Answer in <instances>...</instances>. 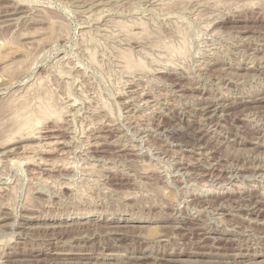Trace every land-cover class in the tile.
<instances>
[{
  "label": "rangeland",
  "instance_id": "rangeland-1",
  "mask_svg": "<svg viewBox=\"0 0 264 264\" xmlns=\"http://www.w3.org/2000/svg\"><path fill=\"white\" fill-rule=\"evenodd\" d=\"M1 10L0 264H264V0Z\"/></svg>",
  "mask_w": 264,
  "mask_h": 264
},
{
  "label": "bare ground",
  "instance_id": "bare-ground-1",
  "mask_svg": "<svg viewBox=\"0 0 264 264\" xmlns=\"http://www.w3.org/2000/svg\"><path fill=\"white\" fill-rule=\"evenodd\" d=\"M17 12H18V11H17ZM9 14H11V13H9L8 11H5V10H1V11H0V17H3V16H6V17H7V16H9ZM8 18H9V17H8ZM10 18H11V17H10ZM9 20L11 21V19H7V21H9ZM2 21H3V20H2ZM4 23H6V22H4ZM138 23H139V22H138ZM2 24H3V23H2ZM120 24H121V23H120ZM120 24H119V25H120ZM123 24H124V23H123ZM141 24H142V23H141ZM0 25H1V24H0ZM121 25H122V24H121ZM125 25H126V24H125ZM122 26H123V25H122ZM127 26H128V25H127ZM140 27H141V25H140ZM121 28H122V27H121ZM107 29H108V28H107ZM118 29H119V28H118ZM142 29H143V28H142ZM104 30H105V29H104ZM120 31H121V29H120ZM124 31H126V30L124 29ZM133 34H134V33H133ZM135 34H136V33H135ZM137 34H138V33H137ZM113 36H114V35H113ZM125 36H126V34H125ZM130 36H131V35H130ZM130 36L127 35V37H129V38H130ZM184 44H185V43H184ZM83 47H84V46H83ZM126 48H127V47H126ZM175 48H176V47H175ZM183 48H184V47H183ZM87 49H88V48H87ZM127 50H128V52L130 51L129 48H128ZM177 50H178V49H177ZM179 50H180V49H179ZM179 50H178V51H179ZM184 50H185V48H184ZM184 50H183V51L181 50L180 52L182 53V52H184ZM117 51H118V50H117ZM119 51H120V50H119ZM121 51H123V50H121ZM121 51H120V53H121ZM175 51H176V50H175ZM185 51H186V50H185ZM126 52H127V51H126ZM126 52H125V53H126ZM180 52H179V53H180ZM118 53H119V52H118ZM125 53H124V55H125ZM129 53H130V52H129ZM176 53H178V52H176ZM90 54H91V53H90ZM130 54H131V53H130ZM117 55H118V54H117ZM145 55H146V54H145ZM177 55H178V54H177ZM90 56H91V55H90ZM118 56H119V55H118ZM121 56H123V54H121ZM125 57H127L125 60H127V62H128L129 64H130V63L133 64V62H135V61H130V60H132L131 58H133L132 55L129 57V55L127 54V56L125 55ZM136 57H137V56H136ZM136 57H135V58H136ZM171 57H172V56H171ZM180 57H181V56H180ZM90 58H91V57H90ZM92 58H94V56H93ZM119 58H121V57H119ZM181 58H182V57H181ZM138 59H139V58H138ZM220 60H221V59H220ZM93 61H94V60H93ZM120 61H122V60H120ZM139 61H142V60H139ZM168 61H169V60H168ZM173 61H174V60H173ZM203 61H204V60H203ZM201 62H202V61H201ZM128 63H126L127 65L124 63V64H125L124 66H128V65H129ZM138 63H139V62H137L136 64H138ZM140 63H142V62H140ZM140 63H139V64H140ZM174 63H175V62H174ZM202 63H203V62H202ZM131 64H130V65H131ZM136 64H135V65H136ZM169 64H170V63H169ZM121 65H122V64H121ZM133 65H134V64H133ZM133 65H132V66H133ZM135 65H134V66H135ZM143 65H144V63H143ZM79 66H80V65H79ZM132 66H131V67H132ZM136 66H137V65H136ZM170 66H171V65H170ZM175 66H176V65H175ZM128 67H129V66H128ZM131 67H129V68H131ZM143 67H144V66H143ZM218 67H219V66H218ZM122 68H124V67H122ZM126 68H127V67H126ZM126 68H125V69H126ZM129 68H127V70H128ZM132 68H134V67H132ZM173 68H174V66H173ZM133 70H134V69H133ZM133 70H132V71H133ZM174 70H175V69H174ZM178 73H179V72H178ZM204 73H205V72H204ZM202 74H203V73H202ZM235 74H236V73H235ZM208 77H209V76H208ZM38 83H39V82H38ZM222 84H223V83H222ZM135 85H136V84H135ZM178 86H179V85H178ZM25 88H26V87H25ZM38 88H39V87H38ZM41 88H42V87H40V89H41ZM26 89H28V88H26ZM36 89H37V88H36ZM36 89H35V90H36ZM44 89H45V88H43V90H44ZM28 90H29V89H28ZM28 90H27V91H28ZM35 90H34V91H35ZM38 90H39V89H38ZM36 91H37V90H36ZM45 91H46V89H45ZM24 92H25V91H24ZM47 92H48V91H47ZM49 92H50V91H49ZM49 92H48V93H49ZM21 93H22V92H21ZM38 93H39V92H38ZM43 93H44V92H43ZM48 93H47V94H48ZM39 94H40V93H39ZM39 94H38V95H39ZM41 94H42V93H41ZM41 94H40V95H41ZM47 94H46V95H47ZM49 94H51V93H49ZM49 94H48V95H49ZM134 94H135V93H134ZM232 94H233V93H232ZM22 95H23V94H22ZM25 95H26V94H25ZM48 95H47V97H46V96H45V97L48 98ZM140 95H141V94H140ZM34 96H37V94H35ZM42 96H43V95H42ZM42 96H41V97H42ZM50 96H51V95H49V98L52 97V96H51V97H50ZM211 96H212V95H211ZM239 96H240V95H239ZM39 97H40V96H39ZM41 97H40V98H41ZM129 97H130V96H129ZM22 98H23V97L21 96V100H22ZM42 98H44V97H42ZM42 98H41V101L44 100V99L42 100ZM49 98H48V100H50ZM140 98H141V97H140ZM27 99H28V98H27ZM35 99H36V100H39V99H37L36 97H35ZM136 99H137V98H136ZM17 100H18V98H17ZM23 100H24V99H23ZM23 100H22V101H23ZM124 100H125V99H124ZM18 101H19V100H18ZM18 101H17V102H18ZM26 101H27V100H26ZM31 101H32V100H31ZM45 101H46V100H45ZM149 101H150V100H149ZM20 102H21V101H20ZM38 102H40V100H39ZM47 102L49 103V101H47ZM150 102H151V101H150ZM254 102H255V101H254ZM25 103H26V102H25ZM28 103H30V102H28ZM40 103H41V102H40ZM43 103H44V102H43ZM53 103L55 104L56 102H53ZM53 103H52V104H53ZM147 103H148V102H147ZM35 104H36V102H35ZM41 104H42V103H41ZM44 104L46 105L47 103H44ZM54 104H53V105H54ZM72 104H73V103H72ZM42 105H43V104H42ZM45 105L42 106V108H41L40 106H39V107H40L41 109L44 110ZM24 106H25V105H23V106L21 107V109H22L23 112L25 111V110H23V109H27V106H26V108H24ZM28 106H29V104H28ZM49 106L51 107V104H50ZM56 106H57V105H56ZM65 106H66V105H65ZM19 107H20V106H19ZM35 107H37V105H36ZM47 107H48V106H47ZM161 107H162V106H161ZM214 107H215V106H214ZM17 108H18V107H17ZM17 108H16V109H17ZM37 108H38V107H37ZM37 108H36V109H37ZM51 108H52V107H51ZM51 108H50V111H51ZM54 108H55V107H54ZM61 108H62V107H60V110H61ZM206 108H207V107H206ZM16 109H14L13 111H15ZM19 109H20V108H19ZM19 109H18V110H19ZM21 109L19 110V112L21 111ZM33 109H34V108H33ZM38 109H39V108H38ZM55 109L57 110V108H55ZM63 109H64V108H62V110H63ZM215 109H216V108H215ZM27 110H28V109H27ZM27 110H26V111H27ZM39 110H40V109H39ZM47 110H48V109H47ZM154 110H155V109H154ZM160 110H161V109H160ZM224 110H225V109H224ZM22 111H21V112H22ZM29 111H30V110H29ZM29 111H28V112H29ZM36 111H37V110H36ZM44 111H45V110H44ZM44 111L41 110V112H42V116H43ZM28 112H26V113L28 114ZM30 112H31V111H30ZM32 112H33V111H32ZM38 112H39V111H38ZM46 112H47V111H46ZM46 112L44 113V114H45L44 116H50V115H47ZM54 112H55V110L53 111V113H54ZM109 112H110V111H109ZM204 112H205V113H206V112H209V113H210V111H209L208 109H205ZM16 113H18V112H16ZM16 113H14V114H16ZM26 113H25V115H26ZM48 113H50V112L48 111ZM56 113H59V111H58V112H55L54 114L56 115ZM220 113H221V112H220ZM220 113H219V114H220ZM14 114H13V115H14ZM23 114H24V113H23ZM31 114H32V113H31ZM31 114H30V115H31ZM39 114H40V112H39ZM50 114H51V113H50ZM11 115H12V114H11ZM25 115H23V116H25ZM30 115H29V116H30ZM33 115H34V114H33ZM33 115H32V116H33ZM23 116H22V117H23ZM26 116H27V115H26ZM42 116H40V117H42ZM135 116H136V115H135ZM11 117H12V116H11ZM14 117H15V115H14ZM30 117H31V116H30ZM34 117H36V115H35ZM37 117H38V116H37ZM16 118H18V117H16ZM16 118H15V119H16ZM27 118H29V117H27ZM13 119H14V118H13ZM20 119H22V122L18 119V120L20 121L19 124H18V126L16 125L17 123L13 125L14 127L16 126L15 129H14V131L12 130V128H14V127L11 126V127H12V128H11L12 132H11V130H10L9 132H11V133L8 132V134H6V135H9V134H10L9 136L14 137L15 134H16L15 132L18 133V131L22 128V126H23V128H24V125H27V124H28L27 126H29V124L31 123V120H36V121L38 120L37 118H35V119H26V120L24 119V121H23V118H20ZM12 121H13V120H12ZM15 122H16V121H14V123H15ZM38 122H39V121H37V123H38ZM55 122H56V121H55ZM110 122H111V121H110ZM37 123H36V124H37ZM39 123H40V122H39ZM31 125H32V124H31ZM33 125H35V121H34V124H33ZM37 125H38V124H37ZM129 125H130V124H129ZM40 126H41V125H40ZM94 126H95V125H94ZM98 127H99V126H98ZM23 128H22V129H23ZM29 128H30V127H29ZM104 128H105V127H104ZM24 129L26 130V127H25ZM36 129H37V128H34L33 130L36 131ZM38 129H39V128H38ZM51 129H52V128H51ZM106 129H107V128H106ZM173 129H174V128H173ZM21 131H22V130H21ZM37 131H38V130H37ZM46 131H47V130H46ZM164 131H165V130H164ZM13 132H14V133H13ZM19 132H20V131H19ZM22 132H24V131H22ZM29 132H30V130H29ZM40 132H41V131H40ZM31 133H32V132H31ZM31 133H30V135H32V134L34 135V133H32V134H31ZM37 133H38V132H37ZM13 134H14V135H13ZM21 134H22V133H21ZM19 135H20V134H19ZM25 135L28 136V132H27V134H25ZM33 135H32V136H33ZM38 135H39V134H38ZM38 135H37V136H38ZM119 135H120V134H119ZM9 136H8V137H9ZM32 136H31L30 139H32ZM37 136H35V138H36ZM8 137H6L7 139H5L6 141L4 140V142H7V141H8ZM20 137H22V136H20ZM28 137H29V136H28ZM28 137H27V138H28ZM89 137H90V136H89ZM10 138H11V137H10ZM10 138H9V140H10ZM14 138H16V136H15ZM14 138H13V139H14ZM33 138H34V137H33ZM35 138H34V139H35ZM11 139H12V138H11ZM1 140H3V139H1ZM39 140H40V139H39ZM46 140H47V139H46ZM86 140H87V139H86ZM105 140H106V139H105ZM12 141H13V140H12ZM14 141H15V140H14ZM57 141H58V140H56V142H57ZM10 142H11V141H10ZM10 142H9V143H10ZM54 142H55V141H54ZM66 142H67V141H66ZM66 142H65V143H66ZM95 142H96V140H95ZM95 142H94V143H95ZM97 142H98V141H97ZM101 142H102V141H101ZM37 143H38V142H37ZM42 143H43V142H42ZM1 144H2V143H1ZM7 144H8V143H7ZM92 144H93V143H92ZM39 145H40V144H39ZM51 145H52V144H51ZM190 145H191V144H190ZM95 146H96V145H95ZM116 146H117V145H116ZM201 146H202V145H201ZM16 147H17V146H16ZM38 147H39V146H38ZM51 147H52V146H51ZM54 147H55V146H54ZM181 147H182V146H181ZM22 148H23V147H22ZM133 148H134V147H133ZM133 148H132V149H133ZM202 149H203V148H202ZM4 150H5V149H4ZM16 150H17V148H16ZM50 150H51V149H50ZM2 151H3V150H2ZM41 151H43V150H41ZM9 152H11V149H8V150L6 149V151H4V153H9ZM43 152H44V151H43ZM41 153H42V152H41ZM45 153H46V152H45ZM61 153H62V152H61ZM183 155H184V154H183ZM7 156H8V154H7ZM63 156H64V155H63ZM80 157H81V156H80ZM83 157H84V156H83ZM62 158H63V157H62ZM69 159H70V158H69ZM19 161H20V160H19ZM40 161H41V159H40ZM43 161H44V160H43ZM182 161H183V160H182ZM192 162H193V161H192ZM37 163H38V162H37ZM42 163H43V162H42ZM55 163H56V162H55ZM66 163H68V162H66ZM181 163H182V162H181ZM60 164H61V163H60ZM69 164H70V163H69ZM90 164H92V163H90ZM49 165H50V164H49ZM53 165H54V164H53ZM56 165H57V163H56ZM62 165H63V164H62ZM66 165H67V164H66ZM58 166H59V165H58ZM45 167H46V166H45ZM66 167H67V166H66ZM70 167H71V166H70ZM177 167H178V166H177ZM46 168H47V167H46ZM56 168H57V167H56ZM67 168H68V167H67ZM88 168H89V167H88ZM108 168H109V167H108ZM72 169H73V168H72ZM86 170H87V169H86ZM106 170H107V169H106ZM110 170H111V169H110ZM213 170H214V169H213ZM79 171H80V170H79ZM128 172H129V171H128ZM71 173H72V172H71ZM79 173H80V172H79ZM89 173H91V172H89ZM91 174H92V173H91ZM48 176H49V175H48ZM53 176H54V175H53ZM56 176H57V175H56ZM239 176H240V175H239ZM49 178H50V177H49ZM54 178H55V177H54ZM62 180H63V179H62ZM94 180H95V179H94ZM209 180H210V179H209ZM242 181H243V180H242ZM233 185H234V184H233ZM36 189H37V188H36ZM83 190H84V189H83ZM211 192H212V191H211ZM215 192H216V191H215ZM6 194H7V193H6ZM261 198H262V197H261ZM36 199H37V198H36ZM129 199H130V198H129ZM244 199H245V198H244ZM2 201H3V200H2ZM200 203H201V202H200ZM45 204H46V203H45ZM2 205H3V204H2ZM42 205H43V204H42ZM254 205H255V204H254ZM260 208H261V207H260ZM53 210H54V209H53ZM177 210H178V209H177ZM48 212H49V211H48ZM251 212H252V210H251ZM176 215H177V214H176ZM7 216H8V215H7ZM188 218H189V217H188ZM105 225H106V224H105ZM60 226H61V225H60ZM108 226H109V225H108ZM48 229H49V228H48ZM1 231H2V230H1ZM86 233H87V232H86ZM54 237H55V236H54ZM46 238H47V237H46ZM12 241H13V240H12ZM140 258H142V256H141V257H138L137 259L135 258V259H136V260H138V259L140 260ZM143 258H144V257H143ZM169 259H170V258H169ZM170 260H171V259H170ZM173 260H174V259H173ZM175 260H176V259H175ZM179 260H180V259H179ZM187 260H188V259H187ZM168 261H169V260H168ZM171 261H172V260H171ZM188 262H189V261H188Z\"/></svg>",
  "mask_w": 264,
  "mask_h": 264
}]
</instances>
